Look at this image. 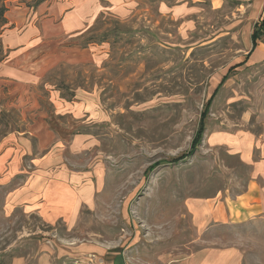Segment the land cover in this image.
Segmentation results:
<instances>
[{"label": "rangeland", "instance_id": "obj_1", "mask_svg": "<svg viewBox=\"0 0 264 264\" xmlns=\"http://www.w3.org/2000/svg\"><path fill=\"white\" fill-rule=\"evenodd\" d=\"M5 5L0 264H264V0Z\"/></svg>", "mask_w": 264, "mask_h": 264}, {"label": "trees", "instance_id": "obj_2", "mask_svg": "<svg viewBox=\"0 0 264 264\" xmlns=\"http://www.w3.org/2000/svg\"><path fill=\"white\" fill-rule=\"evenodd\" d=\"M6 10L7 7L5 5V0H0V32L6 23V17H5ZM252 39H255V34L252 35Z\"/></svg>", "mask_w": 264, "mask_h": 264}, {"label": "crops", "instance_id": "obj_3", "mask_svg": "<svg viewBox=\"0 0 264 264\" xmlns=\"http://www.w3.org/2000/svg\"><path fill=\"white\" fill-rule=\"evenodd\" d=\"M247 191H256V188H254V187H249ZM257 191H258V189H257ZM250 201H251V202L248 203V206H255L256 203H258L255 199L250 200Z\"/></svg>", "mask_w": 264, "mask_h": 264}]
</instances>
